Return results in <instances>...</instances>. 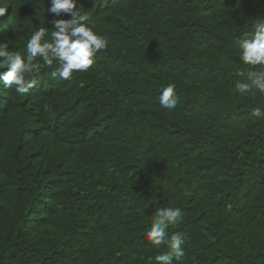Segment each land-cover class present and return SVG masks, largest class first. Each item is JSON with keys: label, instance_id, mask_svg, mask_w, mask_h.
<instances>
[{"label": "trees", "instance_id": "obj_1", "mask_svg": "<svg viewBox=\"0 0 264 264\" xmlns=\"http://www.w3.org/2000/svg\"><path fill=\"white\" fill-rule=\"evenodd\" d=\"M0 6L9 50L40 27L50 40L49 0ZM78 7L108 41L87 72L60 80L40 61L28 94L0 84V264H155L167 248L146 233L162 207L183 210L166 230L186 236L174 264H264V118L250 115L264 95L235 90L249 70L236 40L264 0Z\"/></svg>", "mask_w": 264, "mask_h": 264}, {"label": "clouds", "instance_id": "obj_2", "mask_svg": "<svg viewBox=\"0 0 264 264\" xmlns=\"http://www.w3.org/2000/svg\"><path fill=\"white\" fill-rule=\"evenodd\" d=\"M31 2L33 0H30ZM80 2L81 0H49L47 12L54 14L51 20V27L54 30L50 33V40L45 39L49 35L47 28L40 27L27 40L23 54L9 50V43L0 41V70L7 69L0 71V84L5 89L15 90L20 96L28 94L36 86L35 80L31 77L39 71L40 61L53 70L51 73L53 77L60 80H70L74 71L87 72L91 68L95 63V54L98 50L106 49L108 41L103 35L93 31L94 24L89 14L78 7ZM7 7L0 6V17L4 16ZM62 15L69 18H55ZM236 44L240 50L239 60L249 66L247 72L237 73L248 81L236 84L237 94L245 96L258 92L264 95V20L255 25L254 32L246 33L245 38H238ZM177 104L175 85L168 84L163 87L158 96V105L170 111ZM250 115L257 119L264 118V109L254 108ZM182 219L183 210L179 207L158 208L152 217L146 241L152 247L167 248V251H161L154 256L155 264H174V261L183 260L185 252L182 245L186 241L185 234L183 232L169 234L166 231L170 226L180 223Z\"/></svg>", "mask_w": 264, "mask_h": 264}]
</instances>
